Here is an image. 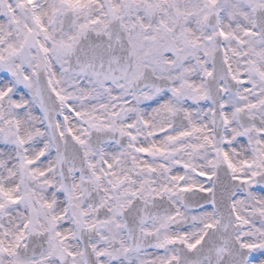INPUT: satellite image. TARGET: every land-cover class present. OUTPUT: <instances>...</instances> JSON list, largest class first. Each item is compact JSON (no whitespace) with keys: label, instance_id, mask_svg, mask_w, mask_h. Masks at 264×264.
<instances>
[{"label":"snow or ice","instance_id":"obj_1","mask_svg":"<svg viewBox=\"0 0 264 264\" xmlns=\"http://www.w3.org/2000/svg\"><path fill=\"white\" fill-rule=\"evenodd\" d=\"M0 264H264V0H0Z\"/></svg>","mask_w":264,"mask_h":264}]
</instances>
